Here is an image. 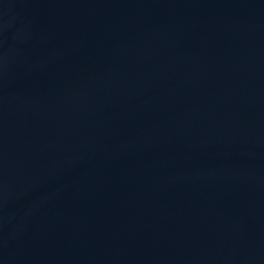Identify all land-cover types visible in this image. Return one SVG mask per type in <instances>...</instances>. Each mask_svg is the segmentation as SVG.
Returning a JSON list of instances; mask_svg holds the SVG:
<instances>
[{
	"label": "water",
	"instance_id": "water-1",
	"mask_svg": "<svg viewBox=\"0 0 264 264\" xmlns=\"http://www.w3.org/2000/svg\"><path fill=\"white\" fill-rule=\"evenodd\" d=\"M0 264H264V0H0Z\"/></svg>",
	"mask_w": 264,
	"mask_h": 264
}]
</instances>
